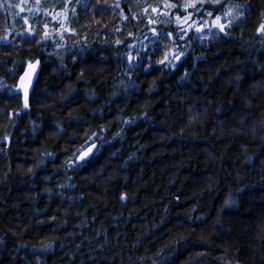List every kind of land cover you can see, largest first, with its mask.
I'll return each mask as SVG.
<instances>
[{
  "label": "trees",
  "instance_id": "16d2710c",
  "mask_svg": "<svg viewBox=\"0 0 264 264\" xmlns=\"http://www.w3.org/2000/svg\"><path fill=\"white\" fill-rule=\"evenodd\" d=\"M262 25L264 0H0V264H264Z\"/></svg>",
  "mask_w": 264,
  "mask_h": 264
},
{
  "label": "snow or ice",
  "instance_id": "6c2138e0",
  "mask_svg": "<svg viewBox=\"0 0 264 264\" xmlns=\"http://www.w3.org/2000/svg\"><path fill=\"white\" fill-rule=\"evenodd\" d=\"M214 2H217V0H214ZM189 6H190V5H188V4H185V5H184L185 8H187V7H189ZM193 6H194V5H193ZM172 7H175V5H172ZM239 7H241V6H239V5L230 6L229 9H228V11L225 12V15L228 16V17H230L229 23L231 22V19H236L237 16L240 14V13L235 12V9H236V8H239ZM155 10H156V9L154 8L153 11H155ZM190 15H191V14H189V16H190ZM207 15H208V16H212L213 13H212V12H208ZM125 18H126V17H125ZM177 21H180V17H177ZM220 21H221V17H220L219 15H217V16L215 17V19L212 21V24H213L214 26L218 27L219 30H220L221 32H223V31L225 30V24H224V23H221ZM149 23H150V24H151V23H154V21H152V20L150 19V20H149ZM195 25H196V22L193 21L192 24L188 25V28H192V27L195 26ZM45 27H47V25H46ZM61 27H64V25L62 24ZM202 28H203V25L196 26V29H195V30H196L197 32H199V31L202 30ZM261 28L264 29V25H262ZM152 31H153V33H155V32H156V29L153 28ZM184 34L186 35V32H185ZM48 35H49V33L46 31V32L44 33V36L47 37ZM168 35H171V33H169ZM180 39H183V35L180 36ZM117 43H119V41H117ZM182 55H183V52H182V51L176 50V52L172 55L171 60H178V59H180V56H182ZM129 59H130V57H129ZM171 60L169 59V54L166 53V54H165V57H164V60L160 61V63H164L165 61H168L169 64H171ZM37 63H38V62H37ZM28 67H29L30 70H34L35 65L32 64L31 62H29ZM29 75H30L29 72H26V73H25V77H27V76H29ZM25 77H21V80H24ZM25 96H26V98H25V107H27V94H26V93H25ZM94 146H95L94 144H93L92 146H88V147L82 146V148H81L80 150H78V152H79V158H80V159H84L85 157H87L88 154L92 151V148H93Z\"/></svg>",
  "mask_w": 264,
  "mask_h": 264
},
{
  "label": "water",
  "instance_id": "95a60500",
  "mask_svg": "<svg viewBox=\"0 0 264 264\" xmlns=\"http://www.w3.org/2000/svg\"><path fill=\"white\" fill-rule=\"evenodd\" d=\"M32 64L35 65L34 70H30L29 67L27 66L24 73L21 75V77H25L26 72H29L30 75L25 77L24 80H21V77H20L18 84H17V90H18V93L22 96L23 102H25V98H26L25 93L27 94V102H29L30 96L33 92V89L36 85V82L40 74V64L37 62H33ZM94 145L95 146L92 148V151L88 154L87 157H85L84 159H80L78 157L77 160L79 163H83L84 161H87L92 157V155L95 153L97 149V144H94Z\"/></svg>",
  "mask_w": 264,
  "mask_h": 264
},
{
  "label": "clouds",
  "instance_id": "9594fccd",
  "mask_svg": "<svg viewBox=\"0 0 264 264\" xmlns=\"http://www.w3.org/2000/svg\"><path fill=\"white\" fill-rule=\"evenodd\" d=\"M247 134L251 136H264V120H261L247 129Z\"/></svg>",
  "mask_w": 264,
  "mask_h": 264
},
{
  "label": "rangeland",
  "instance_id": "374dc122",
  "mask_svg": "<svg viewBox=\"0 0 264 264\" xmlns=\"http://www.w3.org/2000/svg\"><path fill=\"white\" fill-rule=\"evenodd\" d=\"M190 2H192L193 0H189Z\"/></svg>",
  "mask_w": 264,
  "mask_h": 264
}]
</instances>
